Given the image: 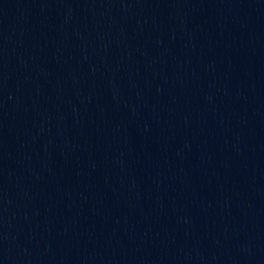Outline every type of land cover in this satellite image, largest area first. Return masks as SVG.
Returning <instances> with one entry per match:
<instances>
[{
    "label": "water",
    "instance_id": "95a60500",
    "mask_svg": "<svg viewBox=\"0 0 264 264\" xmlns=\"http://www.w3.org/2000/svg\"><path fill=\"white\" fill-rule=\"evenodd\" d=\"M0 264H264V0H0Z\"/></svg>",
    "mask_w": 264,
    "mask_h": 264
}]
</instances>
